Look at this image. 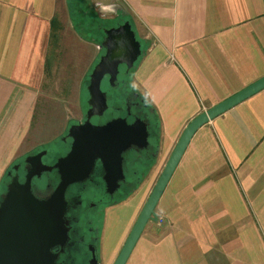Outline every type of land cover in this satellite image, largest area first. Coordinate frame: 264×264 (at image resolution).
<instances>
[{"label":"crops","instance_id":"1","mask_svg":"<svg viewBox=\"0 0 264 264\" xmlns=\"http://www.w3.org/2000/svg\"><path fill=\"white\" fill-rule=\"evenodd\" d=\"M83 1L0 0V192L19 127L31 115L45 44L59 40L64 13L90 7ZM118 3L129 11L117 14L119 23L128 20L141 44L133 83L159 117L151 168L158 167L195 115L264 75V0ZM148 174L105 217V264L153 188ZM155 213L165 222H147L126 264H264V89L194 133Z\"/></svg>","mask_w":264,"mask_h":264},{"label":"water","instance_id":"2","mask_svg":"<svg viewBox=\"0 0 264 264\" xmlns=\"http://www.w3.org/2000/svg\"><path fill=\"white\" fill-rule=\"evenodd\" d=\"M104 34L101 43L104 52L91 69L86 87L89 96L86 119L68 128V136L72 138L69 151L53 165L42 163L43 152L28 155L25 163H31L32 168L27 169L25 180L20 182L16 172L0 194V264H57L51 248L57 243L63 245L68 238L64 221L68 185L87 178L99 159L106 172L107 188L112 192L118 180L124 179L123 153L132 145L146 142L144 122L128 124L124 118L103 124L90 121L91 116L102 114L108 106L106 92L101 89L103 77L109 75V83L113 85L119 65L132 68L141 54V44L128 20L105 28ZM262 89L264 75L198 113L185 125L112 264H126L147 222L156 218L157 203L194 133ZM53 168L60 173L59 183L48 197H37L32 179Z\"/></svg>","mask_w":264,"mask_h":264},{"label":"flooded vegetation","instance_id":"3","mask_svg":"<svg viewBox=\"0 0 264 264\" xmlns=\"http://www.w3.org/2000/svg\"><path fill=\"white\" fill-rule=\"evenodd\" d=\"M102 49L104 50L103 47ZM131 69H127L124 64H120L113 85L109 83V75L103 77L101 89L106 92L108 106L102 114L91 116L90 121L93 124H103L114 118H124L128 124L139 121L144 122L147 128L146 142L132 145L123 153L122 170L124 179L118 180V186L112 192L107 188L106 172L99 159L96 160L87 178L68 185L65 191L66 208L64 213L68 238L63 245L57 243L51 248L57 264L103 263L102 227L106 209L116 205L114 202L125 192V187L138 180L141 164L148 168L147 173H149L152 169L151 166L156 161L159 148V129L154 110L149 101L134 85ZM88 97L87 93L83 101L80 118L69 123L66 130L58 136L65 146L63 153L60 154L61 156L65 155L71 146L72 138L68 136L69 126L82 123L86 119L89 108ZM50 143L51 140L46 143L49 145L41 146L40 149L23 155L21 160L11 163L5 170L7 176L5 186L16 172L19 175L20 182L25 180L27 169L32 168L31 163H25V158L28 155L43 152L41 156L42 163L53 165L61 157L58 153L61 150L56 145L57 156L55 157L52 154L53 146H50ZM59 181L60 173L58 169L53 168L50 171H43L40 177L32 179V190L37 197L46 198ZM3 192H0V194Z\"/></svg>","mask_w":264,"mask_h":264},{"label":"rangeland","instance_id":"4","mask_svg":"<svg viewBox=\"0 0 264 264\" xmlns=\"http://www.w3.org/2000/svg\"><path fill=\"white\" fill-rule=\"evenodd\" d=\"M118 2L119 0H89L87 4L97 15L99 14L98 16H106V19L111 17L112 19L117 17L119 12L126 15L129 13L128 9ZM97 3L105 5L106 8ZM107 6L109 7L107 8ZM61 19L60 38L58 41L53 37L47 40L43 50V66L35 73L33 82H31L32 90L35 93L31 115L26 124L23 122L19 127L20 142L17 145V150L12 152L8 164L21 160L23 155L38 150L41 146L49 145L46 144L49 140H51L50 146H53L52 154L57 156L56 145L61 150L58 152L59 155L62 154L65 146L58 136L66 130L69 123L81 116L83 101L86 97L82 88L84 84L88 83V81L86 82L87 75L89 80L92 65H95V60L98 61L102 48L99 43L82 39L75 32L73 25L76 24V15L69 17L64 13ZM165 162L160 161V166L152 167L150 170L147 179H151L152 186H154L153 184H155ZM3 173L2 181L5 183L7 176L5 171ZM4 189L1 188V192ZM110 209L112 207L106 209L105 217ZM129 211L130 209L127 211V220L133 210ZM121 218L120 225H123L125 217ZM104 224L102 229H104Z\"/></svg>","mask_w":264,"mask_h":264},{"label":"trees","instance_id":"5","mask_svg":"<svg viewBox=\"0 0 264 264\" xmlns=\"http://www.w3.org/2000/svg\"><path fill=\"white\" fill-rule=\"evenodd\" d=\"M83 1V0H82ZM84 2V1H83ZM76 24H74V28L79 33V35L90 41H94L95 43L101 44L102 38L104 37V29L111 26H114L118 24L120 21H117V19H121V17H116L115 19H102L100 18L93 9L85 8V7H76ZM103 53V49L100 50V54ZM99 54V55H100ZM98 55V57H99ZM97 62L95 60L94 64ZM94 65H92L93 67ZM131 75H132V69H131ZM88 81V75L86 82ZM86 84H84L82 91L84 94H87L86 90ZM154 115L156 119L157 125H159V117L157 115V112L154 109ZM148 168H143L141 170V173L139 174V178L137 181H134L129 186L125 187V192L114 202L115 204L120 203L121 201L125 200L130 194H132L137 187L141 184L145 173L147 172ZM1 188H5V183L2 181ZM2 191V190H1Z\"/></svg>","mask_w":264,"mask_h":264},{"label":"built area","instance_id":"6","mask_svg":"<svg viewBox=\"0 0 264 264\" xmlns=\"http://www.w3.org/2000/svg\"><path fill=\"white\" fill-rule=\"evenodd\" d=\"M154 220L158 226L162 225L165 222L164 217L162 215H156V218Z\"/></svg>","mask_w":264,"mask_h":264}]
</instances>
